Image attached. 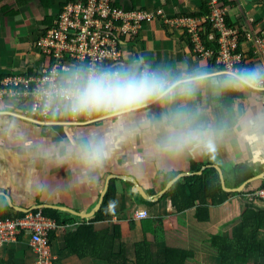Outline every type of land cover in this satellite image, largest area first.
<instances>
[{
    "label": "crops",
    "instance_id": "obj_1",
    "mask_svg": "<svg viewBox=\"0 0 264 264\" xmlns=\"http://www.w3.org/2000/svg\"><path fill=\"white\" fill-rule=\"evenodd\" d=\"M68 1L72 0H0V84L7 75L25 69L42 68L49 63L48 59H42L35 41L45 26L55 23L60 10ZM115 2L129 10L144 9L165 16L193 14L209 17L216 7H220L228 23L230 19L233 25L229 24L246 35L243 41L242 38L240 40V51L246 55L247 60L239 67H253L259 63L255 54L252 59L248 56L254 49L252 37L261 34L264 29V0ZM208 35L207 41H212L214 48L218 47V41L213 43V35ZM216 38H219L218 34ZM123 49L127 64L143 55L153 67L192 70L203 66L213 70L215 65L217 70L224 68L216 57L199 56L184 36L183 30L169 28L158 19L147 22L136 36L124 38ZM194 103L204 110L210 120H214L233 105L243 109L249 101L243 95L226 94L217 97L210 90H205L196 97ZM260 103L264 106V101ZM0 107L9 111L11 116L8 118H15L33 139L56 141L64 135V130L59 127H43L40 124H47L23 117L22 113L17 112L14 103L0 100ZM141 150L137 141L136 145L126 149L127 158L130 160ZM123 159L109 170L100 183L91 188L68 187L70 173L67 175L64 169L54 170L48 177L50 183L65 187L59 190L58 195L32 197L26 191L31 182L21 166L22 162L10 155L0 157V203L7 200L15 208L9 200L12 197L16 205L28 208H38L48 203L65 205L77 212H90L99 201L108 177L113 174L110 182L115 180L117 195L111 215L103 221L94 222V217L83 219L59 209L60 219L64 222L55 231L52 241L55 264H110L99 256L103 236L106 238L108 255L118 254L122 248L125 249L126 262L120 264H135L137 248L143 243L149 245L151 264H165L160 255L170 247L187 251L185 264H223L231 259L239 264H264V254L245 259L241 252L238 255L234 252L236 247H242L241 244L243 247L249 245L250 237H253L252 245L254 241H259V246L264 245V201L259 197L256 200V196L251 195L255 188L264 184V163L252 164L244 153L231 147H221L215 159L197 156L179 161L177 172L173 174H183L172 184L153 177L154 169L149 167L148 182H138L149 194L156 196L147 199L151 203H146L134 191V183L122 177L119 165ZM204 173L206 175L202 178L194 177ZM179 182L183 183V188L181 185L177 187ZM135 210H147L149 217L136 219L133 217ZM2 214L4 212L0 210V218ZM83 225L91 226L92 231L81 230L72 249L68 248L70 234ZM118 229L121 232L119 238L112 240ZM238 230H241V234L237 233ZM34 254L28 235H22L16 242L0 244V264H32Z\"/></svg>",
    "mask_w": 264,
    "mask_h": 264
},
{
    "label": "clouds",
    "instance_id": "obj_2",
    "mask_svg": "<svg viewBox=\"0 0 264 264\" xmlns=\"http://www.w3.org/2000/svg\"><path fill=\"white\" fill-rule=\"evenodd\" d=\"M52 72L44 78L47 87L37 90V108L49 127L64 130L59 140L29 137L0 107V157L22 162L32 197L58 195L65 185L54 186L48 177L59 169L70 173L68 187H94L122 157V177L130 183L148 182L151 167L153 177L172 184L183 174H173L179 161L215 159L221 147L264 163V62L188 70L153 67L139 55L127 65H66L59 79ZM205 90L243 95L249 104L210 120L194 103ZM137 141L142 150L129 160L126 149Z\"/></svg>",
    "mask_w": 264,
    "mask_h": 264
},
{
    "label": "built area",
    "instance_id": "obj_3",
    "mask_svg": "<svg viewBox=\"0 0 264 264\" xmlns=\"http://www.w3.org/2000/svg\"><path fill=\"white\" fill-rule=\"evenodd\" d=\"M224 13L220 7H216L209 17L177 15L166 17L164 23L169 28L183 30L184 36L194 45V51L199 56L216 57L224 68L229 65L239 67L246 58L240 51V40L245 33L231 26ZM156 17V13L148 10L120 7L115 0L68 1L60 10L55 23L45 26L35 41L42 59H48L49 63L42 68L25 69L7 75L0 84V100L14 103L16 108H23V117L45 123L37 108L39 101L36 94L44 78L52 77L53 68L56 69V79H59L66 65H127L123 39L139 34L144 25ZM208 23L212 26L210 34L213 35V43L218 41L219 44L216 48L210 46L204 37ZM252 38L256 58L259 63L264 62V29ZM43 86L47 87L46 84ZM251 195L256 196V200L259 197L264 201V184ZM34 209H28L22 216L13 214L12 217L0 219V244L16 242L22 235H28L35 253L32 264H54L50 234L58 229L59 224L41 209ZM133 217L143 219L149 217V213L147 210H135Z\"/></svg>",
    "mask_w": 264,
    "mask_h": 264
},
{
    "label": "trees",
    "instance_id": "obj_4",
    "mask_svg": "<svg viewBox=\"0 0 264 264\" xmlns=\"http://www.w3.org/2000/svg\"><path fill=\"white\" fill-rule=\"evenodd\" d=\"M72 1H76V0H72ZM229 23L231 25H233L230 19H229ZM211 31H212V26H211L210 23H208L206 25V32H204V37H205L206 40H208V36H209L208 34H210ZM244 39L245 38L242 37V41ZM209 45L211 46V43H209ZM193 47H194V45H193ZM254 54L255 53L253 51L252 53L249 54L248 58H251V59L254 58L252 56ZM246 60H247V58H245V61ZM214 62H215V60H214ZM214 171H216V170L214 169ZM246 172H247V170H246ZM205 175H206L205 173L204 174H196V175H194V177L195 178L197 177V179H198V178H202ZM182 184L183 183L179 182L177 187L181 185L182 188H183L184 186ZM173 190L175 191V188H173ZM116 195H117V189H116V186H115V180L112 179L111 182H110L109 189L107 190L105 199L103 201V204H102L100 210L97 212V214L92 219V221H94V222L103 221L105 217L111 215L112 209H113V206H114V203H115ZM140 198H141V201H143V202L151 203V201L145 199L142 196ZM39 209H41L44 212L45 215H47V216H49L51 218H54L58 222L59 226H60L61 223L64 222V221H62L60 219V210L59 209H55V208H52V207H40V208L38 207V208H35L34 210H39ZM0 210H3V212H4V214H2V217L0 219H2V218L6 219V218H9V217H12L13 214L14 215H18V216L24 215V211L15 210V208L13 206L11 207L9 205L7 200H5V201L0 203ZM83 229H86L87 231H92L91 226H85L84 227V225H83V226L80 227V229H78L77 231L71 233L70 236H69L68 248L72 247V245L74 244L76 238L78 237V235H80V231L83 230ZM240 231L241 230H238L237 233L241 234ZM120 234H121V232L118 229L116 231V233H115V237H112V240H114L115 238H119ZM54 237H55V231L51 232V234H50L51 243H52ZM101 240H102V249H101L100 254H99V256L101 258H105L106 260L109 261L110 264H114L115 260H117V259H118V261L116 262V264H120V263L126 262L125 249L124 248H122L121 251L118 254H114L113 255V253H112V255H108L107 249L105 248V245H106L105 240H106V238L103 236ZM252 241H253V237H250L249 245L245 244L244 247H243V244H241L243 248L242 247H236L234 249V252L236 253V255H238V253L241 252V254L245 256V259H247L248 256H253V255L259 256V254H264V245L259 246V241H254L255 244L252 245V243H253ZM186 252L187 251H183V250H180V249H177V248H171L170 247L167 250V252H165V253L160 255V258H161V261L164 262L165 264H185L186 263V258L188 256V254ZM150 257H151V254H150L149 245H147L146 243H143L137 248V260H136L135 264H151ZM223 264H239V263L236 262L234 259H231V260H227ZM242 264H244V263L242 262Z\"/></svg>",
    "mask_w": 264,
    "mask_h": 264
},
{
    "label": "water",
    "instance_id": "obj_5",
    "mask_svg": "<svg viewBox=\"0 0 264 264\" xmlns=\"http://www.w3.org/2000/svg\"><path fill=\"white\" fill-rule=\"evenodd\" d=\"M220 170H221V168H220ZM200 172H201V171H200ZM112 177H113V174L110 175V176L108 177V180H107V182H106V184H105V187H104V189H103V191H102V193H101V195H100L99 201H98L97 204L91 209L90 212H77V210H75V209H73V208H71V207L65 206V205L48 204V203H46V204H42V205H39V206H37V207L49 206V207L58 208V209H61V210H67V212H70V213H72V214H74V215H76V216H78V217L83 218V219H86V218H92V217H94V216L97 214V212L100 210V208H101V206H102V204H103V201H104V199H105V196H106L107 190H108L109 185H110V179H111ZM243 186H244V185H243ZM243 186H241L240 188L242 189ZM133 189H134L135 192L139 193V194H140L141 196H143L145 199H153V197L156 198V196H152L151 194H149L148 191H147V190H146L141 184H139V183H134ZM9 200H10L11 204L14 205L15 208H16L17 210L27 211L28 209H30V208L25 207V206H19V205H16V204L14 203V201L12 200V197H9ZM35 207H36V206H35ZM35 207H33V208H35ZM31 208H32V207H31Z\"/></svg>",
    "mask_w": 264,
    "mask_h": 264
},
{
    "label": "rangeland",
    "instance_id": "obj_6",
    "mask_svg": "<svg viewBox=\"0 0 264 264\" xmlns=\"http://www.w3.org/2000/svg\"><path fill=\"white\" fill-rule=\"evenodd\" d=\"M156 19L155 20H161L162 22H164L165 18L166 17H174V16H165V15H162V13H159V12H156ZM17 112L18 113H22L24 111L23 108H16ZM41 126L45 127V126H48V125H43V124H40Z\"/></svg>",
    "mask_w": 264,
    "mask_h": 264
}]
</instances>
